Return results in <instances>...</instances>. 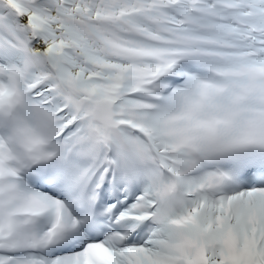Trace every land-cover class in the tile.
I'll list each match as a JSON object with an SVG mask.
<instances>
[{"label": "snow or ice", "instance_id": "6c2138e0", "mask_svg": "<svg viewBox=\"0 0 264 264\" xmlns=\"http://www.w3.org/2000/svg\"><path fill=\"white\" fill-rule=\"evenodd\" d=\"M0 264H264V0H0Z\"/></svg>", "mask_w": 264, "mask_h": 264}]
</instances>
